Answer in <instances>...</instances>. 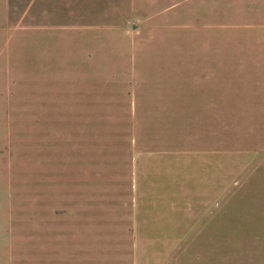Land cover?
Listing matches in <instances>:
<instances>
[{
	"label": "rangeland",
	"instance_id": "1",
	"mask_svg": "<svg viewBox=\"0 0 264 264\" xmlns=\"http://www.w3.org/2000/svg\"><path fill=\"white\" fill-rule=\"evenodd\" d=\"M149 193L215 198L205 264H264V0H0V264H115L98 200Z\"/></svg>",
	"mask_w": 264,
	"mask_h": 264
},
{
	"label": "crops",
	"instance_id": "2",
	"mask_svg": "<svg viewBox=\"0 0 264 264\" xmlns=\"http://www.w3.org/2000/svg\"><path fill=\"white\" fill-rule=\"evenodd\" d=\"M184 109L188 110V106L184 108L171 104L165 110L175 111L172 119L180 121L183 117L181 112L185 111ZM135 138L138 139L136 131ZM142 190L141 187L140 197ZM89 201L90 199L85 198L80 205L81 208H85L86 213L91 206ZM98 201L105 203V206L115 208L113 213H116L117 209L119 216V226L116 232L112 233V239L115 240L119 253L114 254L117 251L113 249L116 257L110 262L115 264H205L201 249L190 240L220 237V227H218L220 219L218 220L215 212L212 211L216 205L214 197L208 201L205 198H199L190 202L182 199L152 197L149 193L147 198L136 201L133 209L127 208L126 202L122 200L119 204L113 202L115 206L110 202L107 204L108 201ZM95 216L75 214L71 222L76 220L78 223L85 220L93 224ZM215 249V242H213V247H210V250H213L210 251V255H213V264L216 263ZM217 264H220L219 256Z\"/></svg>",
	"mask_w": 264,
	"mask_h": 264
}]
</instances>
